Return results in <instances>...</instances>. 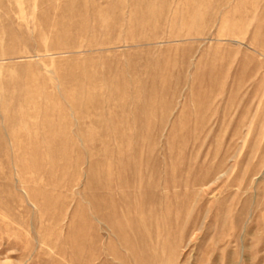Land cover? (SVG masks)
I'll use <instances>...</instances> for the list:
<instances>
[{"label":"rangeland","instance_id":"374dc122","mask_svg":"<svg viewBox=\"0 0 264 264\" xmlns=\"http://www.w3.org/2000/svg\"><path fill=\"white\" fill-rule=\"evenodd\" d=\"M0 264H264V0H0Z\"/></svg>","mask_w":264,"mask_h":264}]
</instances>
